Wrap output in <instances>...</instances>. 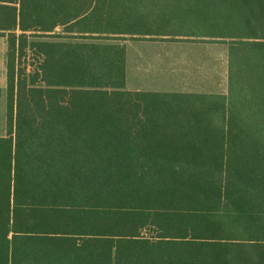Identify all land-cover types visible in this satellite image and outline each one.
Returning <instances> with one entry per match:
<instances>
[{
    "label": "trees",
    "instance_id": "obj_1",
    "mask_svg": "<svg viewBox=\"0 0 264 264\" xmlns=\"http://www.w3.org/2000/svg\"><path fill=\"white\" fill-rule=\"evenodd\" d=\"M0 35V264H264V0H0ZM141 37L228 42V93L127 90Z\"/></svg>",
    "mask_w": 264,
    "mask_h": 264
},
{
    "label": "rangeland",
    "instance_id": "obj_2",
    "mask_svg": "<svg viewBox=\"0 0 264 264\" xmlns=\"http://www.w3.org/2000/svg\"><path fill=\"white\" fill-rule=\"evenodd\" d=\"M178 18V17H177ZM207 20V19H206ZM198 21V19H196ZM199 21H203L199 19ZM62 35V29L54 32ZM54 42L76 43L79 40L71 38H42ZM141 39H145L141 37ZM126 40L119 42L125 45L129 54V62L126 65L131 67V78L129 85L140 81L144 86L154 88L155 77L164 73L163 67L170 69L167 75L168 84H178L182 90L188 93L222 94L228 93V52L229 44L223 40L216 41L195 37L197 42L172 38L168 42L160 39L148 40ZM164 41V42H163ZM198 41H205L198 42ZM1 55L4 42L1 39ZM7 48V40H6ZM136 57V58H135ZM135 59V63H134ZM139 79V80H138ZM149 85V86H148ZM129 90V87H126ZM7 99V97H6ZM7 101V100H6ZM3 98L0 99V137L6 134L7 109L4 116Z\"/></svg>",
    "mask_w": 264,
    "mask_h": 264
},
{
    "label": "crops",
    "instance_id": "obj_3",
    "mask_svg": "<svg viewBox=\"0 0 264 264\" xmlns=\"http://www.w3.org/2000/svg\"><path fill=\"white\" fill-rule=\"evenodd\" d=\"M1 39L4 42V47L2 49V55H1V45H0V99L1 97L3 98V109H4V116L6 114V109H7V99H6V88H7V48H6V39L0 35V44H1ZM161 39V38H160ZM172 38H167L164 39V41L168 42ZM138 40V39H137ZM140 40V39H139ZM141 40H148V39H141ZM163 41V42H164ZM136 58V57H135ZM129 60V54L127 52V62ZM135 63V59H134ZM167 64L162 68L164 73H161L158 75V77H155L156 79V84L154 85V88L150 87L149 88L144 86V84H141L140 81L138 82H133L132 87H130L129 83L132 80L131 78V67L129 65L127 66V86L129 87L130 91H135V92H159V93H188L185 92V90H182L180 85L174 83L168 84L169 78L172 75H167V71L170 72V69L166 67ZM139 80V79H138Z\"/></svg>",
    "mask_w": 264,
    "mask_h": 264
}]
</instances>
